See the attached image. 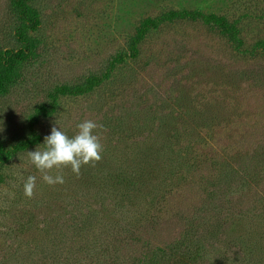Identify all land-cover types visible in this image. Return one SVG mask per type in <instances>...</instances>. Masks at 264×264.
<instances>
[{
  "label": "rangeland",
  "instance_id": "1",
  "mask_svg": "<svg viewBox=\"0 0 264 264\" xmlns=\"http://www.w3.org/2000/svg\"><path fill=\"white\" fill-rule=\"evenodd\" d=\"M29 5L0 0V264H264V0ZM85 120L102 158L47 184L28 151Z\"/></svg>",
  "mask_w": 264,
  "mask_h": 264
},
{
  "label": "clouds",
  "instance_id": "2",
  "mask_svg": "<svg viewBox=\"0 0 264 264\" xmlns=\"http://www.w3.org/2000/svg\"><path fill=\"white\" fill-rule=\"evenodd\" d=\"M102 128L103 125L95 121L85 120L78 123L77 132L69 136L60 125H54L50 134L44 137L43 150L37 146L35 151H28L29 159L43 173L44 182L49 185L62 184L63 176L49 175V171L70 166L72 172L79 175L83 165L99 161L102 158L103 145L96 130ZM35 185L36 177L28 176L24 183L25 196L32 197Z\"/></svg>",
  "mask_w": 264,
  "mask_h": 264
},
{
  "label": "trees",
  "instance_id": "3",
  "mask_svg": "<svg viewBox=\"0 0 264 264\" xmlns=\"http://www.w3.org/2000/svg\"><path fill=\"white\" fill-rule=\"evenodd\" d=\"M31 1L32 0H16V8L24 20H29L31 22L30 26L28 27L34 28L35 22L31 17V8L29 5ZM25 43H27L28 46L30 47L29 42L27 40H25ZM27 58H28V50L23 53H12L7 59V61H9L8 63H10V65H13L16 62L25 60ZM5 82L6 81H3V78L0 79V88L3 87ZM3 155H4L3 151L0 149V161L3 160L4 157Z\"/></svg>",
  "mask_w": 264,
  "mask_h": 264
}]
</instances>
